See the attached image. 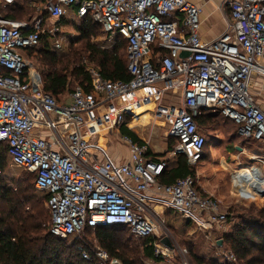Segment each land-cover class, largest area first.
Masks as SVG:
<instances>
[{
  "label": "built area",
  "instance_id": "obj_1",
  "mask_svg": "<svg viewBox=\"0 0 264 264\" xmlns=\"http://www.w3.org/2000/svg\"><path fill=\"white\" fill-rule=\"evenodd\" d=\"M16 3L0 0V147L48 195L51 233L78 240L88 262L115 264L98 241L82 235L88 228H124L135 239H153L154 263L191 264L188 250L167 235L165 213L211 235L227 224L228 211L201 191L197 170L162 184L167 160L121 129L139 135L137 111L153 104L145 113L167 128L169 155L184 156L195 169L207 156V139L196 123L204 111L234 121L245 140L264 148V108L254 87L255 81L264 86V0H227L231 29L211 42L200 36L201 9L189 0H46L28 20L3 17L2 8ZM70 8L78 9L79 19L91 14L112 41H127L130 80H106L84 59L91 90L76 86L59 102L42 90L25 50L37 48L41 35L60 31L46 26L45 14L58 22ZM53 45L60 51L64 41ZM167 93L173 94L168 101ZM114 134L129 151L126 162L116 161L100 141ZM166 237L173 249L162 244ZM223 257L235 260L232 253Z\"/></svg>",
  "mask_w": 264,
  "mask_h": 264
},
{
  "label": "trees",
  "instance_id": "obj_2",
  "mask_svg": "<svg viewBox=\"0 0 264 264\" xmlns=\"http://www.w3.org/2000/svg\"><path fill=\"white\" fill-rule=\"evenodd\" d=\"M77 12L78 9L73 8V14H68L56 23L60 29L58 33L41 35L37 48L25 50L27 59L38 69L42 78V90L59 102H62L76 86L83 87L87 92L91 90V78L83 65L84 59L96 66L106 80H130L126 53L127 41L116 37L115 42H119H114L111 50L99 47L92 42V39L96 35V28H100L104 32L102 26L94 20L91 14L84 19H79ZM27 13L30 14L28 9L16 11H11L8 7L2 9L3 17L9 19L21 20L24 18L19 15L26 16ZM48 16L45 14L46 18ZM68 21L74 24L77 21L81 23L76 26L79 33L78 42H83V51L86 52L87 57L80 58L81 52L72 50L73 45L61 25L62 22L67 23ZM58 39L64 41V47L60 51L56 50L53 45ZM68 47L70 57L66 62H61L60 54L65 52ZM123 49L125 55L121 54ZM38 60L41 61L42 68L38 65ZM72 80H76L78 83L73 89L71 88ZM211 113L204 111L196 119L200 129L204 130L216 119V116ZM121 133L132 137L135 141H140L137 135L127 128H122ZM157 157L167 160L168 167L160 178L162 184L172 185L179 179L195 176L196 169L188 165L184 156L180 155L172 158L173 160L166 158L165 155ZM8 159V148L0 147V198L12 205L9 207V215L0 216V264H98L97 260L88 262L83 259L78 249L80 244L78 240H62L51 233V216L49 233L43 229L42 220L46 216L44 203H46L48 195H44V200L37 199L30 186L20 190L16 189L13 192V199L10 198L11 190L8 189L6 183L8 181L4 174ZM27 204H31L32 208L28 211L21 210ZM226 225L230 227L227 232V241L231 245L230 253L234 255L235 260L212 261L209 264H264V206L259 210L256 219L251 221L236 219L228 212ZM86 232L96 236L100 248L108 252L113 260L119 261L121 264H139L138 252L121 235L125 232L131 236L128 230L117 227L96 230L88 228L84 233ZM133 239L140 243L143 258L158 262L155 260L153 248L150 246L153 239L138 240L134 237ZM193 263L207 264L196 255L193 256Z\"/></svg>",
  "mask_w": 264,
  "mask_h": 264
},
{
  "label": "rangeland",
  "instance_id": "obj_3",
  "mask_svg": "<svg viewBox=\"0 0 264 264\" xmlns=\"http://www.w3.org/2000/svg\"><path fill=\"white\" fill-rule=\"evenodd\" d=\"M27 16L28 13L26 16L19 15L21 18ZM79 24H81L79 21H77L76 24L68 21L67 23L62 22L61 25L63 31L66 33L65 35L69 37L71 45H73L72 50H78L81 52L80 58H84L87 57V54L83 51V42H78L79 33L77 32L76 26H79ZM96 30L97 32L92 42L99 47L111 50L114 44L119 42H115V40L112 41L110 36L100 28H96ZM69 54L70 49L68 47L65 52L60 54L62 58L61 62H66L70 57ZM121 54L125 55L124 49L121 51ZM38 63L42 68L40 60H38ZM77 84L76 80H72L71 88L73 89ZM254 87L257 90L255 91L256 100L264 108V86H261V82L255 81ZM166 96V101H168V97H173V94L167 93ZM146 107L148 110H152L154 105L149 104ZM211 114H214L216 119L204 130L200 129L201 135L207 139V156L196 168L200 175L201 191L219 200L224 205V208L234 215L236 219L241 218V220L245 219L248 221L255 220L259 210L264 206V201H262L264 197L257 193L248 183L236 179L234 175L241 169L257 167L264 176V148L262 144H255L245 140L239 133L240 125L234 121L222 117L218 112H212ZM143 118L144 116L142 115L140 120L143 123V127L136 130L139 135H137L135 131L134 133L138 138L140 136L148 141L152 149L157 151L158 154L165 155L166 158L173 160L169 155L173 139L167 137V128L161 123H155L153 119L145 122ZM140 120L138 119V121ZM115 136V134L106 135V137L103 136L102 139H106V141L110 138L109 142L104 146L108 148L111 155L114 154L111 152H115L120 156L121 161L124 162L128 157V150L122 148V145L116 142ZM255 157L257 158L255 159ZM4 174L5 179L8 181L6 182L8 189L11 190V199H13V192H15L16 189L20 190L21 188L31 186L32 192L35 194L36 198L44 200L45 193H41L35 189L34 176L25 169L13 166L10 158L4 169ZM10 206L12 207L11 203L0 198V216L9 215ZM24 206L25 207L21 209L23 211H28L32 208L31 204ZM44 208L46 210V216L45 219L42 220V226L46 233H49L50 214L47 208V201L44 203ZM175 216L174 212L165 214L164 220L168 228L167 235L177 246L188 250L191 264H194V255L209 264L212 261L219 262V260H224L223 256L231 252V245L227 241V232L230 230L228 225L223 226L222 229L211 230L209 233L211 235H205L198 232L193 225ZM160 232V235H163L162 231ZM121 235L127 243L138 252V258L140 259L139 264H156L143 258L139 245L140 243L137 240H134L132 236L125 232ZM82 237L86 238L91 243L96 244L97 242L96 236L92 233L86 232ZM218 240L222 241L221 246L218 245Z\"/></svg>",
  "mask_w": 264,
  "mask_h": 264
},
{
  "label": "crops",
  "instance_id": "obj_4",
  "mask_svg": "<svg viewBox=\"0 0 264 264\" xmlns=\"http://www.w3.org/2000/svg\"><path fill=\"white\" fill-rule=\"evenodd\" d=\"M191 3L195 4L201 9V28H200V36L203 38V40L211 42L220 39L224 34L228 33L231 29V18H230V12L227 7V0H189ZM45 0H17L16 5L12 7H8L11 11H16L20 9H28V12L30 13L27 17L21 20H28L34 11H36L38 8L41 9L44 6ZM4 9V8H2ZM71 9V10H70ZM68 9V14H73V8ZM67 14V15H68ZM14 20H19L15 18ZM46 26H51L52 24H56L57 21H54L53 19L48 16L45 17ZM260 82V81H259ZM262 107V106H261ZM263 108V107H262ZM146 111H149L147 107L145 106L142 110L137 112L138 115H141L145 113ZM149 114V113H147ZM106 137V136H105ZM104 137V138H105ZM100 139L101 143L105 145L109 142L110 138L107 139ZM117 142V141H116ZM119 143V142H117ZM120 144V143H119ZM122 145V144H121ZM122 148L127 149L125 147ZM128 150V149H127ZM157 152V151H156ZM112 157L120 162L121 161L120 156H118L115 152ZM158 153V152H157ZM161 155V154H158ZM129 158V151H128V157L124 161L126 162ZM257 175H254L256 178ZM264 201V200H262ZM166 214V213H165ZM171 214V213H169ZM165 217V215H164Z\"/></svg>",
  "mask_w": 264,
  "mask_h": 264
},
{
  "label": "bare ground",
  "instance_id": "obj_5",
  "mask_svg": "<svg viewBox=\"0 0 264 264\" xmlns=\"http://www.w3.org/2000/svg\"><path fill=\"white\" fill-rule=\"evenodd\" d=\"M143 108H141L140 110H142ZM140 110H138L137 112H139ZM142 115L144 116L143 121H145V122H148L149 120L152 119L151 114L143 113ZM256 158L257 157H255V159ZM254 175H257L256 178L254 177ZM234 177L236 179H239V180L246 182L249 185H251L254 188V190L257 193L261 194V196L263 197V194H264V176L257 167H247L245 169H241L235 173Z\"/></svg>",
  "mask_w": 264,
  "mask_h": 264
},
{
  "label": "water",
  "instance_id": "obj_6",
  "mask_svg": "<svg viewBox=\"0 0 264 264\" xmlns=\"http://www.w3.org/2000/svg\"><path fill=\"white\" fill-rule=\"evenodd\" d=\"M187 56H188V53L183 54V57H187ZM237 149L241 150L240 148H237ZM263 197H264V194H263ZM217 243L219 246L222 245V241H220V240H218ZM162 244L168 249H173L172 243L168 237L162 239ZM114 263L115 264H121L119 261H116V260L114 261Z\"/></svg>",
  "mask_w": 264,
  "mask_h": 264
}]
</instances>
